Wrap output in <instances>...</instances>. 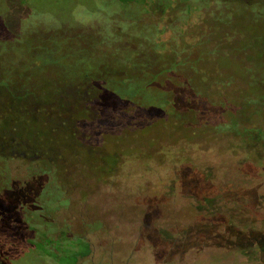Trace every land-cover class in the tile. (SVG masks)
Segmentation results:
<instances>
[{"label": "rangeland", "instance_id": "rangeland-1", "mask_svg": "<svg viewBox=\"0 0 264 264\" xmlns=\"http://www.w3.org/2000/svg\"><path fill=\"white\" fill-rule=\"evenodd\" d=\"M37 12L0 20V41L20 46L0 42V144L61 167L74 203L58 221L73 232L103 224L87 235L86 264H264V17L256 16L264 8H236L222 25L194 16L192 32L212 29L191 54L200 56L194 71L181 84L166 75L154 83L163 99L175 96L176 112L193 111L182 120L132 103L93 104L85 114L84 80L66 79V60L50 69L51 47L67 53L80 43L64 30L50 34V17ZM186 89L194 90L188 111L178 95ZM12 164L24 183L6 208L22 202L50 218L48 188L25 183L27 160ZM41 181L57 180L50 171Z\"/></svg>", "mask_w": 264, "mask_h": 264}, {"label": "trees", "instance_id": "trees-1", "mask_svg": "<svg viewBox=\"0 0 264 264\" xmlns=\"http://www.w3.org/2000/svg\"><path fill=\"white\" fill-rule=\"evenodd\" d=\"M252 7L264 8V0H0V20L11 15L15 17L20 10H25L26 15L38 10L37 15L50 17V34L64 30L69 33L70 40L78 41L80 46L68 45L71 50L67 48V53L55 52L54 46L51 47L50 69L53 65L60 72L57 67L62 68L65 60L69 62L67 69L72 74L65 77L70 83L84 80L87 105L101 107L102 104L115 103L123 107L125 103H132L146 112L158 106L164 110L165 116L182 120L184 114L189 116L193 112L183 115L176 112L175 96L163 99L154 83L166 75V81L181 84L182 72L194 71L200 56L196 53L194 58L191 54L196 52L198 41L203 42L202 33L208 35L209 30L210 36L212 29L202 27L198 29L200 32H192V19L196 16L204 25L208 20L222 25L232 23L236 8ZM256 16L264 17V14L258 12ZM56 25L61 28L52 29ZM1 35L5 34L0 31ZM190 39L193 45L180 49L182 41ZM0 42L6 43L7 47L20 48L13 40L2 39ZM88 54H97V57L80 58ZM132 72L138 75L134 76ZM193 91L180 90L178 94L179 98L181 94L186 97L185 109L191 105L190 99H194L191 96ZM187 96H190L189 100ZM84 112L87 113L86 107ZM229 129L233 130L232 126ZM251 143L256 145L257 141L252 139ZM18 160H27L25 183L48 188L50 218L43 213L35 216L29 210L30 206L22 202L6 208L8 204L16 203V194L23 190L24 182L19 180L12 164ZM50 171L56 177V183L42 182L43 173ZM60 172V166L49 170L38 157L18 153L16 142L0 144V264L88 262L92 244L87 235L101 230L103 224L97 221L84 223L81 232H73L70 222L57 220V213L73 208L74 203L71 188L59 181ZM63 195L69 198V203L64 206L60 204ZM15 215L19 219H15ZM95 224L101 228H96Z\"/></svg>", "mask_w": 264, "mask_h": 264}, {"label": "flooded vegetation", "instance_id": "flooded-vegetation-1", "mask_svg": "<svg viewBox=\"0 0 264 264\" xmlns=\"http://www.w3.org/2000/svg\"><path fill=\"white\" fill-rule=\"evenodd\" d=\"M100 91L102 92V89H100ZM191 93H192V92H191ZM191 93H190V94H191ZM185 101H186V97H183V94H181L180 102H181L182 104H184V103H186ZM90 106H91L90 104L86 106L87 111L90 110ZM186 109H187V111H188L189 108L186 107ZM178 112H179V111H178ZM192 112H193V111H192ZM181 114H182V111H181Z\"/></svg>", "mask_w": 264, "mask_h": 264}]
</instances>
